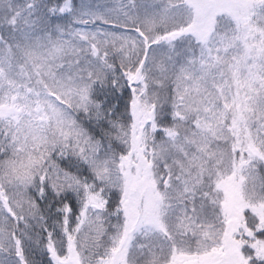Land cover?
<instances>
[{
    "label": "snow or ice",
    "instance_id": "6c2138e0",
    "mask_svg": "<svg viewBox=\"0 0 264 264\" xmlns=\"http://www.w3.org/2000/svg\"><path fill=\"white\" fill-rule=\"evenodd\" d=\"M0 264H264V0H0Z\"/></svg>",
    "mask_w": 264,
    "mask_h": 264
}]
</instances>
